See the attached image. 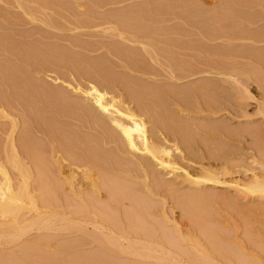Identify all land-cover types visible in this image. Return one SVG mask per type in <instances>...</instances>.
I'll return each instance as SVG.
<instances>
[{
	"label": "bare ground",
	"instance_id": "1",
	"mask_svg": "<svg viewBox=\"0 0 264 264\" xmlns=\"http://www.w3.org/2000/svg\"><path fill=\"white\" fill-rule=\"evenodd\" d=\"M45 1L47 3V0H0V133H1L0 134V264H22V263L27 264V262H29V263L43 262V263H50V264L54 263L55 264V261L60 262V261H63L64 259L65 260L63 262L66 263V262H68V260L71 259V257H70L71 253H70L69 248L71 249V247L74 244H76V248H80V250L82 248H84L85 246H89L90 248H92L94 250L97 249V252H95V253H93V252H91L90 254L87 253L88 255L85 253V255L77 256V258L73 257L79 261V264H81V262H82V264L85 262H87L85 264H88V263H90V264H100V263L101 264H218L217 261L213 260L214 256H212V257L207 256L205 251H204V253L202 252L203 250H205L203 248V246H200L202 244V242L200 243L199 241H197V239H194L195 237L194 238L191 237V239L193 240L192 243L195 242V240H196V243H195L196 245L194 243L193 244L195 246H198L197 247L198 249L197 248L194 249L195 246L194 247L192 246L193 248L190 246V248H189L188 245H191V244H188L187 246H185L187 244L186 243L184 245L185 247H183L184 251H185V255H182V254H184V253H182V252H184L183 248H182L183 245H181V247H180L179 244L185 243V242L183 243L185 235H183V237H184L183 238L182 235H180L178 230H175L174 235H173L172 232H170L171 229H169L167 227L168 226L167 224H166L167 225L166 227L168 229L164 226L168 230V231H166L162 225V224L166 223V222H163V219H162L163 223L161 222L162 224H156L159 222L158 221L159 219L155 220L154 217H152V215H151V217L154 219V221L152 220V218L149 219V217H150L149 211H151V214H152V210H150V209H153L152 207L154 205L150 208V206L148 204L151 203V200H150V203H148V202L143 201L142 198H140V195L142 196V194H143V196H146L145 194H147L145 192L142 193L145 189L143 190V189L139 188L140 186L143 187L145 184L143 183V185H142V183H140V182H139V184H137V182H135L134 179L139 178V177H136L135 173L133 171H131L130 174L128 173L129 170H127V169H130L128 167L130 165L127 166L126 163L123 162L124 160H122V158H121L122 154L127 153V152L128 153L129 152H132V153L138 152V153L144 155L146 157L145 160L142 159V160H139L137 162H134V161H132V162H134L133 164L135 165L134 170H136V172L140 171L144 180H148L149 182L151 180V183L152 182L154 183V184L153 183L151 184L148 182L147 185L149 187L144 186V188L146 187V189H147L145 191H148V188L152 189V187L153 188L155 187L154 189L156 190V188L160 187L159 189L163 190L164 192H166V191L168 192L167 196L170 194L173 195L174 196L173 199L176 198V199H174V201L178 202L179 201L178 199H180L179 196H183V194L178 196L176 193L177 191L175 190V187L173 184H165V181L162 179V177H160V174H158L156 167H155V166H157L162 170H166L168 168H170L172 170L177 169V167L175 168L176 164L170 159L171 158L170 157V151L171 150L167 149V146L164 147L163 145L160 146L157 144V146H154L153 145V141H154L153 139H155L154 138L155 136L153 134L161 132L162 134L166 135L168 138H170L174 142L176 141L177 144H179V142H180L181 143L180 147H182V152L186 151V153L191 154L193 151V146L198 144V142H195V138H194L195 133L192 134L193 130H191L189 128L190 124H189V126L185 125L183 122H180L182 120L179 121L180 118L178 119V117L175 116L176 114H171L172 110L170 111L171 113L169 112V109H167L168 111L166 110V107H164V106H166V104L164 103V99L167 100L169 95L170 96L173 95V96H175L174 98H176L177 100L179 98L178 101H180V97H181L182 98V100L180 101V103H181L182 101L185 102V100H186L185 98H187L185 96H189V98H191L192 96L201 97L200 95H202L204 92H209V91H213V90H211L207 85H196V86L191 87L190 89H186L183 91H177L175 93L173 91L171 92L169 90H167L168 92L162 91L161 88H160L161 91H159L157 89L154 90L152 88H148L150 85L148 87L142 86V84L140 85L139 83H138L139 84L138 85L135 81H131L125 75H124L125 77L123 75H121L123 77H120V75H119V77H118V75H116V76L114 74L112 75L111 73H113V72H109V70H111L109 68V66H110L109 64H107V63L105 64V65H108L109 70H107V68L104 69L103 64L105 63L104 61L107 58L105 60L101 61V64L103 65V70H100V69H102V66L100 67L98 65L100 62L99 63L96 62L97 64L94 62L95 66H93L94 65L93 62H92V64L90 62L91 66L89 67L88 62L85 63L88 65L82 64L83 61L85 62V59H84L83 61L81 60L82 62L79 60L81 63H78L76 65V63L79 61H78V59H77V61H75L76 58L74 60H72L71 58H73V57H70V59L72 61L69 59V63L68 62L67 63L72 64V66L76 65L77 67L73 68L72 66L69 65L70 67H72L75 71L78 70V74H80V75H83L89 79L92 78V80H93V78L97 80V85H96V83H95V85H90V87H88L86 90H81L79 88H76V90L73 89V90H75V93L78 92V94H80L84 98V100H82L80 102L76 101V103L74 101L71 103V101L68 102L69 100L65 94L58 93V92L56 93V92H53L52 90L48 91L47 89H45V85H43L44 88H41V87L39 88V86H37V85H40V84H37V83L33 84L36 87L31 86V84L29 82L31 79V76H30L31 73H29L30 70H28L29 72H25V73H27L25 75H28V77L26 76V78L29 79V76H30V79L28 81L22 76L24 78L23 79L21 77V75H19V73H18L19 71L17 72L16 69H13L10 64L13 65V63H16V64H18V66H19V64L20 65L24 64L25 66H27V68L29 67L28 65H32V68H33L34 62H36L37 59H38V61H39V59L43 60L44 64H45L46 59L44 60V58H46V57H45V53H44L45 51H43L44 47L42 46L43 50L38 48L41 45H37V44H35L37 46V48L35 46H34L35 48L34 47L30 48L31 45H29V47H27V46H25V44L23 45L22 42H21L22 43L21 44V43H19L20 41H16V38L18 36L15 38L13 34H12L13 36H11V34L9 36V35H7V33L5 35V34H3V32H1V30L7 29V28L9 29L11 27L21 26L22 24L23 25L26 24V26H28V24L30 25L31 23H38V24L42 25L45 23H47V24L51 23L52 20L55 22L56 20L50 19L51 17H49L47 11H49L50 9H52L51 11H55L56 9L53 10V8H50L51 5L49 4L50 6H48L45 3ZM48 1L51 4L53 1L57 2L58 5L55 4V5H57L55 8L58 9V10H56V12L57 11L58 12L57 13L54 12V13L56 16L61 14V12L63 11V10L62 11L60 10V9H62L61 6L63 5V4L61 5V3H59V2H61V0H59V1L48 0ZM74 1H76V0H73V2ZM167 1L171 2V0H167ZM54 2H53V5H54ZM63 2H64V0H62V3ZM190 2L192 3V1H190ZM152 3L150 5H152ZM156 3H158V2H156ZM59 4H60V8H58ZM87 4H88V2H87ZM155 4H153L152 6H150L148 4V6H144V7L143 6L142 7L137 6V8L121 10L119 12V15H116V14L112 15L111 14V17H106V18L103 17V20L105 18V21H106V22L104 21L105 23L103 22V24L104 25H106V23L108 24L107 29L110 31V34H108L109 38L111 39V41L112 40L114 41V42L112 41L113 43H115L116 40H118L117 42L120 43V44H117V42H116L115 44H113V46H111L112 45V42H111V43H109L110 46H108L109 44L107 45L108 49L110 48L109 51H111L115 55V57H118L120 59V61H122L123 68H126L127 70L129 69L132 71H139V72H146L147 71V68L145 67L146 65H145L144 58H143V61H144L143 63L145 65L144 66L145 68L141 67V66H143L142 65L143 63L141 64V66H139L140 64H137L138 59H142V58H140L142 55L140 56V53L139 54L136 53L134 49L129 47L130 44H132V45L139 44L143 48V46L144 47L149 46V44H151V42H152V44L156 45V43H159L161 41L164 43L166 42L165 44L163 43L162 46L164 48L167 47L169 49L172 47L171 46L172 44L171 45L169 44L171 47L166 46L167 42L168 43L174 42L173 45L177 46V50L179 48H180L179 50H181V48H183L182 50H184V48H186V47L188 48L189 46L188 45L184 46V44L181 43L182 40H184L185 38L187 39L188 36L191 37L190 34L195 35V34L191 33L192 31L190 32V30H186V31H189L190 33L189 32L186 33V32L182 31L184 35L181 34L180 28L182 26L180 27V25L184 24V25L188 26V24H185V23H189V25H192L191 23H193V26L199 27V28H193V29L196 31L198 30L197 32H199L200 31L199 29H201L200 34H201V32H203L201 36H205L206 38L205 37L204 38L207 40L213 39L211 37H214V36L218 37V36H216L217 32H222L221 30L223 28L221 29V27H219L221 29L220 31L218 29H216L217 31L212 30V29H214L213 26L214 25L217 26L216 23L218 24V19H215V18H218V17L220 18V15H221L220 14L218 16L217 15L218 13L215 14L214 11H216V10L213 11V14H212V11L210 13L212 15L215 14L214 16H216V17H214L212 15H206L207 13L209 14L210 11L207 13L205 11H203V13H202L200 10L197 9V12H196L195 8H197V7H195V8H192L191 6L185 7V5L183 4L184 10L183 9L181 10L183 12V14H181V12H178L179 13L178 17L176 16L177 17L176 19L178 21H179V19H181L183 21V23H181L179 25V27H178V25L177 26L171 25L170 26L171 29L168 27H166V29L164 28V32H166V30H167V32L165 34L168 37L171 35H176V33L180 32L178 34H180L181 36L180 35L178 36V34L176 35L179 37L178 39H180V40H177L176 38H174V40H173V39H170L171 37L167 38V37L163 36L165 39H161L159 41L158 36H161V34L157 35L158 32H156V30L154 28V25L156 26V23L159 22L157 16L161 17V16H164V14L166 15L167 13L168 14L172 13L173 10H175V9L172 10L171 9L172 6H169V5L163 7V6H161L162 4L160 6L158 4H157L158 6ZM168 4H170V3H168ZM227 4L231 5L230 7H232L231 9H233V10L230 11V14H228L227 12H229V10H227V8L230 9L229 6L227 8H225L226 10H224L223 12H221L223 10V9H221L220 13H222L223 18L221 17L219 19V22L223 25L222 21H220V20H223V19L225 20V18H227V19L232 18V20L234 19L235 20V21H233L234 23L237 20H242V21H237V22H240V23L242 22L241 24H244V22L246 21L245 27H246V23H247L248 29H246L243 25V27L245 28V31L242 32L241 31L242 27L240 26L241 24H238V27H240L238 29H240V30H238L237 34L235 32H232V31L230 32V30H232L234 27L233 25H235L232 22L231 23L232 29H230V30L227 29V30H229V32H227L226 25H225V30L227 33L226 32L225 33L222 32V33H224V35L227 34V38H228V33H230V34L233 33L234 35L236 34L237 36H238V34L241 33L244 35V37H243V35L241 36V34H240V36L242 38L240 36H238V38H237L235 35V37L238 40H242V39L244 40L245 39L246 41H252L253 43H255V42L259 43V41H261L264 44V26L263 27L261 26L262 27L261 30L259 29V28H261L259 26L260 22H262V20H264V19H260L262 17L261 16V17H258L259 19H257L259 21L255 20L256 17L258 16L257 12L264 14V0H227L226 6H227ZM53 5H52V7H54ZM88 5H90V3ZM172 5L174 7V4H172ZM94 6H90V7H94ZM181 6H179L180 9H181ZM192 6H194V5H192ZM187 7L188 8L191 7V8L187 9ZM64 8H66V6H64ZM179 8H176V9H179ZM241 9L242 10L245 9V11L244 10L242 11ZM247 9H251V10L254 9L253 11L254 12L256 11L255 12L256 14L253 13V11H252V14L253 15L255 14V16H252V14L250 13L251 10L248 13L246 11ZM70 10H71V8H70ZM70 10L67 11L65 9V11H67L68 13ZM84 10L86 11V9H84ZM71 11H73V10H71ZM195 12L197 15L200 14L201 16H202V14L203 15L205 14V16H206V18L204 17L205 20L206 19L210 20V18H211L210 22L211 23L215 22V24L209 25L210 24L209 20L205 21L202 18H201L202 19L201 21H196V19H195V21H196L195 22L194 20L191 19L193 17V15H196ZM224 12H226L227 14H224ZM241 12L242 13L247 12L248 16L250 14L251 15L249 17H247L245 15L246 19H245V17L242 19H238V18H241V16H244V14L242 15ZM68 13H65V14H68ZM81 13H79V14H81ZM116 13L118 14V11ZM184 13H185V15H184ZM84 14H85V12L83 13V15ZM88 14H91V13L89 12ZM175 14L177 15V13H175ZM74 15H75V13H74ZM60 16L61 15H59L58 17H60ZM75 16H78V15H75ZM75 16L73 18H75ZM181 16H183V17H181ZM211 16L213 17L214 21L212 20ZM94 17H95V15H94ZM167 17H170V16H167ZM179 17H181V18H179ZM236 17H238V18H236ZM85 18H88V17H85ZM162 18H164V17H162ZM162 18H159L160 22H161ZM60 19H61V17H60ZM90 19H91V17H90ZM95 19H96V17H95ZM173 19H174V17H173ZM84 20L85 19L83 18V20H81V21H84ZM96 20H98V19H96ZM174 20H172V21H174ZM181 20H180V22H182ZM215 20H217V21H215ZM61 21H64V20H61ZM91 21H89V19H86L85 22L92 23ZM169 21L172 22L171 20H169ZM192 21H194V22H192ZM207 21L209 22V24ZM228 21H229V19H228ZM58 22H59V20H58ZM162 22H163V20H162ZM229 22H231V21H229ZM89 23H87V24H89ZM87 24L85 25V23H84V26H87ZM160 24H162V23H160ZM256 24H258L257 26H259V27L254 28V30H256V32H254V30H252L253 28H249V27H252L253 25H256ZM81 26H82V23L79 27L81 28ZM193 26H189V27H193ZM228 26H230V25H228ZM236 26H237V24H236ZM257 26H254V27H257ZM173 27L174 28L177 27L176 33H175V29L174 30L172 29ZM210 27H212V29H210ZM215 28H217V27H215ZM244 28H242V30H244ZM55 29H57V28H55ZM160 29H162V28H160ZM169 29L171 31H169ZM234 29H233V31H234ZM249 29L252 30V31L250 30V34L248 32H246ZM182 30H184V28ZM203 30L205 31L206 35H203L204 34ZM172 31L174 32V34ZM235 31H236V29H235ZM168 32L169 33L172 32V33L168 35ZM212 32L214 33V36L208 35V37H207V34H210ZM244 32H246L248 34H244ZM185 33L186 34L189 33L188 36ZM194 33H195V31H194ZM222 33H220V34H222ZM165 34H163V35H165ZM230 34H229V38L234 37L233 34H232V36ZM185 35L187 37L183 38L182 36H185ZM128 36H130V37H128ZM156 36H157V39H156ZM196 36H198V35H196ZM173 37H175V36H173ZM235 37L231 38V39H235ZM149 38L151 40L154 39V42H155V40L157 42H155V43L153 41L150 42V40L149 41L146 40V42L143 41V39H149ZM227 38H226V40H227ZM23 39H22V41H23ZM231 39H228V40H231ZM171 40H173V41L171 42ZM213 40H215V39H213ZM216 40H217V38H216ZM124 41L127 42L129 46H127V43H124ZM175 41H179V42H175ZM177 43H178V45H177ZM180 43H181V46H180ZM116 44L119 46H116ZM152 44L150 46H152L153 49L155 47H156V49L158 48V45L153 46ZM197 44H198V46L200 44L203 45L204 42H201V43L198 42ZM231 44L228 43L227 45H225L226 48H225V46L224 47L222 46L225 49H223L221 47V49L219 48L220 50H218V49H215L216 51L214 49L213 50L216 53L221 51V53H225V54L230 53L231 54L236 49L235 46L238 45L237 44L234 46L233 44L232 45ZM160 45H161V43H160ZM195 45H196V43H195ZM195 45H193L194 47L192 46L194 49H196ZM202 45L200 48L197 46L196 47L201 50V48H203ZM228 45H230L231 47L233 46L234 48L232 47L233 49H231L230 46H228ZM175 46H173V49L171 48V50H170V51H173V52H171L172 54L175 52L174 51ZM227 46H228V48H227ZM242 46H243V48H242V52L240 51L241 53H251L252 55H254L253 53L256 52V49H257V53H259V54L254 55V56L251 55V58L253 60H254L253 57H255L256 62L254 61V63H256V64L259 63L258 64L259 67L256 66V71H254L255 69L253 70L251 68L253 70V72L257 73V71H259L257 68L260 69V67H261V69H262V67H264V46L258 47V48L255 47L254 51L252 49L254 47L250 46L252 51L249 48L247 50V52H245V51H246V48H248L247 47L248 45L247 46L242 45ZM242 46L240 45L238 47H242ZM244 46H245V48H244ZM192 47L191 48L189 47V49L192 50L193 49ZM133 50H134V53H133ZM203 50H204V48H203ZM258 50H260V52H258ZM109 51L107 52V54L109 53ZM210 51L208 50V52H210ZM236 51H234L233 54L237 53ZM135 53L138 55H136ZM52 54H54V53L52 52ZM134 54L136 55L135 57H134ZM168 54H170V52ZM56 55L57 54L55 53V56ZM58 55H60L59 57H61V58L64 57L63 55H62L63 56L62 57L61 54H58ZM58 55H57V57H58ZM153 55H154V53L152 54V56ZM176 55H178V54H176ZM55 56L51 55V58H53V59L55 58L54 60H56V62H55L56 64L59 61H60L59 64L63 63L62 59L59 58L60 59L59 60ZM137 57H139V58H137ZM148 57L151 58V56H148ZM153 57H155V56H153ZM182 57H184V56H182ZM66 58L67 57L63 58V60ZM188 58H190V56ZM53 59H51L50 62L53 61V63H54ZM151 60H153V59L151 58ZM151 60H149V61H151ZM188 60L191 61L192 59H188ZM43 61L41 63H43ZM139 62H141V60ZM192 62H193V60H192ZM201 62H202V60H201ZM36 63H38V62H36ZM46 63H48V62H46ZM53 63H51V64L54 66L55 64H53ZM64 63H65V60H64ZM184 63H187V62L184 61ZM215 63H217V61L216 62L212 61L211 64H215ZM219 63H222V61H220ZM219 63H217V64L220 65ZM237 63L240 64V62H237ZM44 64H41V65H44ZM164 64L165 63H163L161 65H164ZM189 64L190 63L188 62L187 63L188 66H186V67H189ZM227 64L228 63H226V65ZM24 65H22V66H24ZM81 65H83L82 69L80 68ZM84 65H85V67H84ZM185 65L183 64V66H181V67L183 68ZM197 65H198V63H197ZM224 65L225 64L223 62V67H220V66H222V65H220L219 66L220 68L218 66H217L218 68H215V69L219 70V72H217V71L215 72V73H217L216 75H219L220 77H222L221 79H219L220 81H222L221 83H223V84L225 83V84L229 85L228 91L230 93H232L235 101L236 100H250L251 97L249 95V91L246 87L242 86V83L240 82V78L242 75L245 76L246 80L253 77L252 72H251V74H249L250 73L249 70H251V69L248 68L249 70L247 69L244 72L245 65H243V68L242 67L240 68V70L243 72H239L237 66L234 65V66H236L237 70L236 71H230L229 69H231V66H233V65L232 64H231V66L228 65L229 67L224 66ZM22 66H20V68ZM36 66H38V64ZM44 66H46V65H44ZM86 66H87V68H86ZM97 66H99L98 67L99 70H97V68L96 69L93 68V67H97ZM111 66H113V65H111ZM149 66H148V68H149ZM178 66H180V65H178ZM15 67L17 68V66H15ZM164 67H166V66H164ZM170 67H172V66H170ZM213 67H215V66H213ZM233 67H232V69H234ZM30 68H31V66H30ZM30 68H28V69H30ZM176 68H177V65H176ZM182 68H179L180 72L186 73V74L189 73L188 71H190V70H188V68L184 67V69H187V70H184V69L182 70ZM79 69H81V70H79ZM150 69H151V67H150ZM164 69L166 70V68H164ZM189 69H191V68H189ZM32 70H34V69H32ZM167 70H168V68H167ZM169 70L170 71L167 72L168 79H166V80L177 79L178 76H176L174 71H176L178 69L175 70V68H174L173 69L174 71H172L171 69H169ZM200 70H202V69H200ZM261 71L264 72V69H262ZM259 74H260V76H262L260 72H259ZM259 74L254 75V77L259 78L260 77V76H258ZM139 75H140V73H139ZM158 75H159V72H158ZM244 76H243V78H244ZM263 77H264V75H263ZM157 78H159V77L157 76ZM163 79H165V78H163ZM31 80H33V79H31ZM159 80H160V78H159ZM263 80H264V78L262 79V81H260L259 79L258 80L255 79L256 82L260 81L261 84H259V85H262V84L264 85ZM95 81L93 80L91 82L94 83ZM113 81H115V83L118 82V85L120 84L121 87H123V90L126 91V92L124 91V94H127V95H125L126 98L123 99L124 101H122V102H126L125 105L127 103L129 105L132 104L133 105L132 108H129L128 106H123L124 105L123 103H122L123 105L119 104L120 100H119V102H117V101H115L116 99L114 100V98L113 99L110 98L109 100L106 98L105 87H108L107 86L108 84H113L114 83ZM107 82H108V84H107ZM110 82H112V83H110ZM47 87L48 86H46V88ZM261 88H264V86ZM39 89H41V90H39ZM165 94H167V95H165ZM226 94L229 95V93H226ZM164 96H166V97L168 96V97L164 98ZM217 96H219V95H217ZM170 98H173V97L171 96ZM85 99L91 101L92 104L89 105V102L86 103L87 100H85ZM219 99H221V98H219ZM261 102H262V100H261ZM214 104H216V103H214ZM217 104H219V103H217ZM258 104H259V102H258ZM263 104L262 105L260 104L257 107V109H256L257 114H255V116L261 115L262 116V121H261L262 123L261 124L264 125V105ZM212 105L213 104H211V106ZM211 106H209V107H211ZM70 107H72V108H70ZM74 107L76 109H74ZM216 107H218V106H216ZM65 108L66 109L68 108L70 111L71 110H73V111L77 110L76 112H78V115L76 114V117L72 116L73 112L70 113L69 110H66ZM181 108H182V106H181ZM181 108L179 107L180 110H181ZM205 111H206V109H205ZM76 112H74L73 114H75ZM207 112L210 113V115L208 114V116H211V115L216 116V113H218V110L215 107L207 108ZM63 117L64 118L65 117L66 118L67 117L68 118H78L80 121V124H82L84 122L86 127L88 126L90 128V130L92 129L94 131V133H97V134L94 137H90V138L86 137L85 135H84L85 137L82 138L83 135L81 136V134H80V136H81V138H80V137H78V135H76L77 134L76 129H75L76 130L75 131L72 128L73 129L72 132L73 133L75 132L76 134L69 132V131H71V129H70V127L66 128L68 126V124L66 126L64 125L65 122L62 121L63 119L61 120V118H63ZM78 119H77V121H78ZM249 119H250V117H249ZM61 121L63 124L61 123ZM146 123L150 125V127H149L150 132L147 131V126H145ZM64 126H65V128H64ZM206 126L207 125H205V127ZM224 126L225 125H222V123H221V124L212 125L210 127H206V129H204L205 132L203 130V133H205V135L203 133H201L199 135H203V138H204V136L209 137L207 135H218L219 136L218 138L223 137L226 139L227 143L224 140V142L226 144H228V142H230V143H232V142L235 143V141L240 142L239 138H242L245 134L248 135L246 137H251V141H252V139H255V138L256 139L259 138L260 140L264 141V132L262 131V129L261 130L259 129V128H262V125L259 128L258 127L253 128L254 127L253 126V127H250V129L245 127L246 129H243V130L237 129V130H233V131L232 130L229 131L230 129H228V128L226 129ZM192 128H193V126H192ZM64 129L65 130L68 129L69 133H65L66 131ZM263 130H264V128H263ZM193 135H194V137H193ZM243 139H245V138H243ZM248 139H250V138H248ZM209 140H211V139H208L207 141H209ZM106 142L110 143V145L111 144L113 145L114 151H109V153L107 151H105L106 154L103 153L104 150H102L103 148H101V147H103V145H105ZM260 143L262 145L261 141H260ZM203 144H204V142H203ZM211 145H213V144H211ZM197 147L198 146H196V148ZM256 147H257V145H256ZM183 149H185V150H183ZM210 149L213 150V148H210ZM215 149H216V147H215ZM176 150H178L177 147H176ZM213 151L216 152L215 150H213ZM202 154H204V153L202 152ZM217 154L218 153L211 154L210 152H208L206 155L205 154L203 156L201 155L202 157H196V159H195V157L193 158V159H195L196 165L199 166L198 167L199 178H198V176H195V175H194V177H195L194 178L191 176L192 174L190 175V173H188L186 170H182L181 176L183 177V181L189 185V186L187 185L189 188L188 190L192 191V193L186 192L187 194L191 193V194H189L190 196L186 195V193L184 192V196L181 198L183 200V198L185 196H188V197H185V199L183 200L184 202H186L187 201L186 198L192 197V199H190L191 200L190 203H189L190 200H188V202L182 206L183 208H181V212L184 210V213L182 212V214L185 215L186 219H189L192 216L196 217L197 215H202V216H197V218L199 217V219H200V217H201L203 220L204 219L203 215H207L208 211L210 212V210L206 211L205 207H207V209H210L209 208L210 206L208 207V205H206L207 204L206 202H205L206 206H204L203 205L204 200L205 199L213 200L212 198L214 197V199H215V197L217 195V194L211 193V192L207 193V191L204 192L203 187L206 189L207 187L213 188V187H220V186H224V185H229V187L233 189V191L231 190L233 193L231 196H228V195H227V197L225 196V199L222 197V194H220L221 196H218L219 195L218 194L217 199H219V197L220 198L222 197V199H223L222 201L224 203H225L224 200H226L228 202V203H226V205L228 204L227 206H232L231 208H235L236 211H239L241 214H243V212L246 211V207L243 206L244 204H241L239 201L246 200L249 196H251V199L248 198V200H250L251 202H258L259 204L257 206L254 205L255 207H250V212L252 211V212H258L259 214L260 213L264 214V176L252 174V177L249 178V181L246 183H243V184L238 179H236L234 181L231 180V181L227 182L226 178L237 173L235 170L236 165L234 163L236 162V160L240 159V157H238V159H237V157H230V154H232L233 156H236V154L232 153V152L226 154L225 156H218ZM238 156H240V155H238ZM120 158H121L122 162L120 161ZM123 158H125V157H123ZM146 159H149L150 161L146 160ZM191 159H192V157H191ZM65 161H67V165H64ZM151 162L154 164H152ZM193 162H194V160H193ZM127 164H130V163H127ZM81 166L84 169V170L80 171L81 173L79 172L81 179L78 180L76 178V180H75V176L76 177L78 176L77 172ZM131 166L133 167V165H131ZM72 167H74V168L76 167V173L72 171ZM125 167H127V169ZM237 167L240 168V166H237ZM66 168H68V169H66ZM64 169H66V171L68 170V172H66ZM261 169H263V168H261ZM131 170H133V169H131ZM136 181H138V179H136ZM75 182H76V184H74ZM135 183L139 186L138 190H140V191L143 190V191L139 192V194H137L138 191H136V193L134 192L136 190L135 188H137V187H135V188L132 187V186H137ZM130 184H133L130 187H131V189H135V190H133L135 195L133 194L132 190L129 187ZM149 184H151V186ZM194 185L197 188L194 187ZM161 187H163L166 191ZM154 189H153V191L155 192ZM150 191H148V193H150ZM153 191H152V193H153ZM156 192H159V191L157 190ZM153 194H155V193H153ZM153 194H151V197ZM253 194H257V195H255V197H254ZM133 195L137 196V197L139 196V197L135 198ZM146 197H148V196H146ZM139 198L143 202L140 201V203H139L138 202V200H140ZM132 199L135 202V205L137 204L136 206L138 208H140L139 210L137 209L138 211H136L137 212L136 214L128 215L130 212L128 210H131V208H129V209L124 208L125 209L124 213L122 211L123 208H122V210L119 211V209H121V207H124L125 205L129 206L127 204H125L123 206V203L125 200H127V201L129 200L128 204H130V206L133 205L132 201H131ZM181 199H180V202H181ZM193 200H198V202L196 201L197 204H195L196 202ZM136 202H138V203H136ZM180 202L176 203V204L183 203V202H181V203ZM145 203H146V205H145ZM192 203L197 205V206H198V204H200L199 206H201V204H202V206H204V208L202 206L200 208L198 206L197 208H199L200 211H202V212L205 211L204 212L205 214L200 212L196 208V206L194 207V205ZM131 207H133V206H131ZM176 207H178V206L176 205ZM154 208H155V206H154ZM178 208L180 209V206ZM191 209L194 211L191 212ZM126 210H127L128 214L126 213ZM132 210H133L132 213H135V208H132ZM154 212H156V211H153V213ZM209 212H208L209 215L207 217L211 216ZM199 213H202V214H199ZM238 215H240V214H238ZM188 216H191V217H188ZM191 219L194 220L196 218L192 217ZM148 220H150V222L151 221L154 222L155 224L150 223ZM164 220L167 221V219H165V218H164ZM196 221L197 220H195V221L191 220V223H194V222L197 223L198 221L197 222ZM203 222H204V224H203ZM203 222L202 223L198 222L197 224L204 225L203 227L205 230V229H207V227L205 226L207 224V222L205 223L204 220H203ZM192 226H195V224L194 225L192 224ZM210 227H208L209 228L208 229L209 231L207 230L208 233L206 232V230L203 231L202 228H200V230L203 232L204 235L201 234V236L200 235L199 236L202 238L204 237L207 241L206 243L208 245L210 244L208 247L213 249L214 246H211V241L209 242L207 239L209 237H210V239L214 238V241L218 240V239L214 235L215 230L214 231L210 230ZM163 228H164V231H163ZM158 230H160V231H158ZM200 230L198 229L199 233H201ZM71 231L72 232L74 231L77 234L76 243H74V244L72 243L73 245H71V243H68L67 240H66L67 241V243H66V241L64 239L63 241L57 240V242H54L53 246L51 245L52 244L51 241H53L55 237L59 236L63 232L64 233L70 232V234H71ZM211 231H213L214 234ZM158 232H160V233H158ZM209 232H211V234ZM66 234H69V233H65V235ZM207 234L209 236L208 238H206ZM250 234L252 236V232L249 231L248 236ZM210 235L212 237L214 235V237L212 238ZM187 237H188V235H187ZM187 237L185 239H186V241H188L190 243L189 240H191V239H187ZM219 237H221V236H219ZM252 237L254 238L256 236H252ZM251 238L249 240L255 239V238L254 239L253 238L251 239ZM256 238H259V236H257ZM57 239H59V238H57ZM181 240H183V241H181ZM73 241H75V240H73ZM256 241H257V239L254 242L255 246L257 247V249L258 248L261 249V244H259V241H258V243L256 245ZM165 242L167 243V246H169V247L165 248V246H164ZM243 242H240V243H243ZM251 243H252V241H251ZM171 247L173 248V250L179 252L178 254H180V255H178L177 253H173L171 250L168 249ZM186 247L188 249H186ZM199 247H200L201 251L199 250ZM220 247H222V246L220 245ZM263 247H264V245H263ZM234 248H235V246L233 247V249ZM239 248L240 247H238V249ZM166 249H168V250H166ZM180 249H182V251ZM190 249H194V250H191V254H190ZM215 249H214V251H215ZM231 249L232 248H229V250H231ZM238 249L235 248V250H238ZM67 250L69 251L70 256L67 255V257L65 256V258H64L63 255H66V254H64V252L65 251L67 252ZM188 250H189V254H187ZM261 250L264 251V248H262ZM208 251H209V249H208ZM224 251H226V249ZM233 251L234 250H232L231 252H233ZM238 252H240V251L238 250ZM193 253L195 254L194 257L192 256L193 259H188L189 255H193ZM211 253H213V252H211ZM225 253H227V252H225ZM236 253H237V251L235 252V254ZM244 254L241 252L236 254L235 258H236L238 264H248V263L262 264L261 258L257 254L250 253L249 258L251 260H249V261L245 259ZM221 255H225V257L227 256L224 253ZM68 256L70 259H68ZM227 257H231V256H227ZM73 258H72V260H73ZM211 258H213V259H211ZM231 259H234L233 254H232ZM76 260H73L72 263L75 262ZM224 260H228V258H224ZM215 262H217V263H215Z\"/></svg>",
	"mask_w": 264,
	"mask_h": 264
},
{
	"label": "rangeland",
	"instance_id": "2",
	"mask_svg": "<svg viewBox=\"0 0 264 264\" xmlns=\"http://www.w3.org/2000/svg\"><path fill=\"white\" fill-rule=\"evenodd\" d=\"M57 1H59V0H57ZM179 1V2H178ZM190 1H192V3L190 2ZM226 1L227 0H171V2H168L167 0H76V1H74L73 2V0H64V2L62 3V0H61V2H59V3H61V7H62V9H60L61 11V14H59V15H61L60 17H61V19H60V17H58L59 15H55V13H57L56 12V10H58L57 8H55L58 4H57V2H54V5H53V2H52V4L51 3H49V1L47 0V3H46V1H45V3L48 5V6H50L51 5V7L50 8H53V10L54 9H56L55 11H51L52 9H50L49 11H47V13H48V15H49V17H51L50 19L52 20V19H54V20H56L55 22L52 20V22L51 23H45V24H38V23H31L30 25L28 24V26H26V24H22L21 26H17V27H11V28H7V29H2L1 30V32H3V34H5L6 35V33H7V35H9L10 36V34H11V36H13L14 35V37L16 38L17 36V38H16V41H20L19 43H23V45L25 44V46H27V47H29V45H31L30 46V48H32V47H36L37 48V46L35 45V44H37V45H41L40 47H38V48H40V49H42V46L44 47V50L43 51H45L44 53H45V57L46 58H44V60L46 59V61H45V64H44V61L43 60H40L39 59V61H38V59L36 60V62H38V63H36V62H34V65H33V68H32V65H28L29 67L28 68H30V66H31V68L30 69H28L27 68V66H25L24 64H19V66H18V64H16V63H13V65L12 64H10L11 65V67L13 68V69H16L17 70V72L19 73V75H21V77L23 76L26 80H28L29 81V79H30V76H31V79H33V80H31L30 79V84H31V86H35V85H33V84H35V83H37V84H40V85H37V86H39V88L41 87V88H44L43 87V85H45V89H47L48 91L50 90H52L53 92H58V93H63V94H65L66 96H67V98H68V102H70L71 101V103L72 102H74L75 101V103H76V101H82V100H84V98L80 95V94H78V92H76L75 93V90H76V88H79V89H81V90H86L88 87H90V85H95V83H96V85H97V80L96 79H94L93 78V80L95 81L94 83L93 82H91V81H93L92 80V78H87V77H85V76H83V75H80V74H78V70H74L73 68H76L77 66V64L78 63H81L84 59H85V62L83 61V63L82 64H85V63H89V67L91 66V64H92V62H93V66H95V63L97 62V63H99L98 65L101 67L102 66V69H100V70H103V65H104V69L105 68H107V70H109V68L112 70H109V72H113V73H111L112 75L114 74L115 76L116 75H118V77H119V75H120V77H123L124 75L128 78V79H130L131 81H135L137 84L139 83L140 85L142 84V86H146V87H148L149 85V87L148 88H152V89H157V90H159V91H167V90H169V91H173L174 93L175 92H177V91H183V90H186V89H190L191 87H193V86H196V85H207L211 90H213V91H209V92H204L202 95H200L201 97H194V96H192L191 98H189V96H185V97H187V98H185L186 100H185V102H181L180 103V101L182 100V98L180 97V101H178L179 100V98H178V100L176 99V98H174L175 96H173V95H171L173 98H170L171 96L169 95V99L166 97V96H164V98L166 97L167 98V100H165L164 99V103L166 104V106H164V107H166V110L167 109H169V112L171 113V114H176L175 116L176 117H178V119H179V121L180 120H182V121H180V122H183L185 125H188L189 126V124H190V129L191 130H193L192 131V134L193 133H195L194 135H195V137H194V135H193V137L195 138V142H198V144H196V145H194L193 146V151H192V153L189 155L188 153H186V151H183L182 152V147H180V142H179V144H177V142L175 141H173V140H171L170 138H168L166 135H164V134H162L161 132H158V133H154L153 135L155 136L154 138L155 139H153L152 141H153V145L154 146H157V144L158 145H163L164 147H166L167 146V149H169V150H171L170 151V159L176 164L175 165V168L177 167V169H175V170H172V169H170V168H168V169H166V170H162V169H160L159 167H157V166H155L156 167V170H157V172H158V174H160V177H162V179L165 181V184H173L174 185V187H175V190L177 191L176 193H177V195L179 196V195H182L183 194V196H184V192L186 193V192H191L192 193V191L190 190H188L189 188H188V184L187 183H185L184 181H183V177L181 176L182 175V170H186L188 173H190V175L192 176V177H194V175L195 176H198V178H199V172H198V167L199 166H197L196 165V163H195V159H196V157H202L204 154L206 155L208 152H210L211 154H216V153H218L217 155L218 156H225L226 154H228V153H235L236 154V156H233L232 154H230V157H237V159H238V157H240V159H238V160H236V162L234 163L236 166V168H235V170H236V174H234V175H231L230 177H228V178H226V181L227 182H229V181H231V180H236V179H238V180H240V182L243 184V183H246V182H248L249 181V178H251L252 177V174H256V175H262V176H264V141H262V140H260L259 138L258 139H252V141H251V137H246V136H248V135H244L242 138H239V141L240 142H236L235 141V143L234 142H232V143H230V142H228V144H226L227 142H226V139L225 138H218L219 136L218 135H207V136H209V137H206V136H204V138H203V135H199V134H201V133H203V130L204 129H206V127H210V126H212V125H215V124H221L222 123V125H225L224 127L227 129H230L229 131H233V130H237V129H241V130H243V129H246V128H249L250 129V127H253V128H259L261 125H262V128H259L260 130L262 129V131L264 132V130H263V124H261L262 122V116L261 115H256L255 116V114H257V107L261 104H263L264 103V88H261V87H263L262 85H259V84H261L260 83V81H262V79L264 78L263 77V75H264V72L263 71H261L262 69H264V67H262V69H261V67H260V69L259 68H257L259 71H257V73H255V72H253V70L254 71H256V66H258L259 67V63H254V61H255V57H253L254 58V60L251 58V53H241L242 52V48H243V46L242 45H248L247 47L248 48H246V51L245 52H247V50L250 48V50H251V47L250 46H253L254 48H252L253 49V51H254V49H255V47H263L264 46V44L261 42V41H259V43L257 42H255V43H253L252 41H246L245 39L242 41V40H238L237 38H238V36H240V34H238V36L236 35L237 34V32H238V30H240V29H238V28H240V27H238V24H241L240 22H237V21H242V20H237L235 23L233 22V21H235L234 19L232 20V18H228L229 19V21H231V22H229L228 21V19L227 18H225V20L223 19V20H220V21H222V23H223V25L219 22V19L223 16L222 15V13H220V11H221V9H223L221 12H223L224 10H226L225 8H227L228 6L230 7L231 5H229V4H227V6H226ZM71 2V3H70ZM78 2V3H77ZM87 2H88V4L90 3V5H88L87 4ZM93 2V3H92ZM153 2V3H152ZM156 2H158V3H156ZM160 2V3H159ZM174 2V3H173ZM152 3V5L153 4H155V5H161V6H167V5H169V6H172V10L173 9H175V10H173V12L172 13H167L166 15L164 14V16H157V18H158V20H159V22L158 23H156V26L154 25V28H155V30H156V32H158V34L157 35H159V34H161V36H158L159 38H158V40L160 41L161 39H165L164 37H167V38H169V37H171L170 39H173L174 40V38H176L177 40H180V39H178L179 37V35L180 34H178V33H180V32H178V33H176L177 32V30H176V28H172L173 30L175 29V33H176V35L178 34V36H176V35H171V36H166V32H167V30H166V32H164V28L166 29V27H168V28H170L171 29V25L172 26H174V25H178V27H179V25L181 24V23H183V21L181 20V19H179V21L176 19L177 17H178V12H181V14H183V12L181 11L182 9L184 10V7H183V4L185 5V7L186 6H191L192 8H195V7H197V8H195L196 9V12H197V9L198 10H200L202 13H203V11H205L206 13L207 12H209V14L207 13L206 15H212L213 14V11L214 10H216V11H214V13L216 14V13H218L217 15L219 16L220 14V18L218 17V18H215V19H218V24L216 23V25L217 26H213V28L214 29H212V27H210V29H212V30H215V31H217L216 29H218L219 31L221 30L222 32H226V30L227 29H232V27H231V23L233 22V24H235V25H233L234 27H233V29L235 28L236 29V31H235V29H234V31H233V29L232 30H230V32L232 31V32H235L236 34V37H235V35H234V37H235V39H231V38H234V37H230L229 38V34L230 33H228V38H227V34H225L224 35V33H222V32H217V35L216 36H218V37H215L214 36V33L212 34V33H210V34H207V37H208V35L209 36H214V37H211V38H213V39H215V40H213V39H209V40H207V39H205L206 37L205 36H201L202 35V33L203 32H201V34H200V31H201V29H199L200 31L199 32H197L196 30H194L193 28H199V27H196V26H193V23H191L192 25H189V23H185V24H188V26L187 25H184V24H181L180 25V27L182 26L183 28H184V30H182L183 28L181 27L179 30L181 31V34L182 35H184L183 34V32H189V31H186V30H190V32L191 33H193V34H195V35H192V34H190L191 35V37H189L188 36V34L190 33H188V34H186L185 36H182L183 38L184 37H187V39L185 38L184 40H182V42L181 43H183L184 44V46L186 45H188L190 48L193 46V45H195V43H196V45H195V48L196 49H194L193 47V49L191 50V49H189V47L187 48H184V50H182L183 48H181V50H177V46H175V45H173L174 44V42L173 43H168L167 42V45L166 46H169V47H171L172 49H173V46H175V48H174V53L172 54L171 52H173V51H170L171 50V48H164L162 45H163V43L164 42H159V43H156V45L155 44H152V42L151 41H153L154 42V39H143V41H145L146 42V40H150V42H151V44L153 45V46H157L158 45V48L156 49V47L153 49L152 48V46H150L151 44H149V46H143V48H142V46L141 45H139V44H134V45H132V44H130V46L128 45V43L127 42H125L124 41V43H127V46H129V47H131L132 49H134L135 50V52L136 53H140V58H142V59H138V61H137V64H140L139 66H141V64L145 61V65H144V63L142 64L143 66H141V67H146L147 68V71L146 72H139V71H132V70H127L126 68H123V63H122V61H120V59L118 58V57H115V55L111 52V51H109V49H108V46H110V44L109 43H111L112 41H111V39L109 38V35L108 34H110V31L107 29V23H106V25H104L103 24V22L105 21V18L106 17H111V14L112 15H114V14H116V15H119V12L121 11V10H127V9H131V8H137V6H139V7H144V6H148V4L150 5ZM168 3H170V4H168ZM50 4V5H49ZM55 4H57V5H55ZM83 4V5H82ZM93 4V5H92ZM172 4H174V7H173V5ZM176 4V5H175ZM52 5L54 6V7H52ZM80 5V6H79ZM85 5V6H84ZM95 5V6H94ZM152 5H150V6H152ZM154 5V6H155ZM157 5V6H158ZM182 5V6H181ZM192 5H194V6H192ZM64 6H66V8H64ZM90 6H94V7H90ZM179 6H181V9L179 8ZM83 7V8H82ZM179 8V9H176V8ZM183 7V8H182ZM190 7V8H191ZM58 8H60V4H59V7ZM70 8H71V10H73V11H71L70 10ZM73 8V9H72ZM95 8V9H94ZM190 8H188L187 7V9H190ZM232 7H230V9H228L227 8V10H229V12H227L228 14H230V11H232L233 9H231ZM65 9L68 11V10H70L69 11V13L67 12V11H65ZM84 9H86V11L84 10ZM89 10V11H88ZM180 10V11H179ZM242 10V9H241ZM244 11H245V9H243ZM242 10V11H243ZM251 9H247L246 11L249 13V11H250ZM254 9H252L251 10V14H252V11H253ZM79 11V12H78ZM85 12V14L83 15V13ZM118 11V14L116 13ZM211 11H212V14H210L211 13ZM55 12V13H54ZM59 12V13H60ZM82 12V13H81ZM91 13V14H88V13ZM196 12H195V14H196ZM200 12V13H201ZM247 12H241L242 13V15L244 14V16H241V18H238V17H236V18H238V19H242V18H244L245 17V15L247 16V17H249L248 16V14H247ZM256 12V11H255ZM254 11H253V13H255ZM54 13V14H53ZM65 13H68V14H65ZM74 13H75V15H78V16H75L74 15ZM79 13H81V14H79ZM174 13V14H173ZM175 13H177V15L175 14ZM188 13V12H187ZM199 13V12H198ZM201 13V14H202ZM226 12H224V14H227ZM246 13V14H245ZM75 16V18H73L74 16ZM194 14V13H193ZM214 14V15H215ZM256 14V13H255ZM255 14L253 15L252 14V16H255ZM257 14H258V16L256 17V21H259V20H257V19H259L258 17H261L260 19H264V14L263 13H260V12H257ZM51 15V16H50ZM63 15V16H62ZM83 15V16H82ZM87 15V16H86ZM94 15H95V17H96V19H98V20H96L95 19V17H94ZM184 15H185V13H184ZM183 15V16H184ZM197 15V14H196ZM196 15H193V17L191 18L192 20H194L195 21V19H196V21H201L202 19L203 20H205V18H206V16H205V14L203 15L202 14V16L200 15V14H198L197 16ZM214 15H212V16H214ZM260 15V16H259ZM67 16V17H66ZM167 16H170V17H167ZM174 17V19H173V17ZM177 16V17H176ZM183 16H181V17H183ZM211 16V17H212ZM58 17V18H57ZM63 17V18H62ZM80 17V18H79ZM85 17H88V18H85ZM90 17H91V19H90ZM103 17H105L104 18V20H103ZM162 17H164V18H162ZM181 17H179V18H181ZM196 17V18H195ZM205 17V18H204ZM208 17V16H207ZM214 17H216V16H214ZM56 18V19H55ZM83 18L85 19L84 21H81V20H83ZM93 18V19H92ZM159 18H162L161 19V22H160V19ZM166 18V19H165ZM202 18V19H201ZM223 18V17H222ZM59 20V22H58V20ZM73 19V20H72ZM81 19V20H80ZM86 19H89V21H91L92 23H89V22H85L86 21ZM245 19H246V17H245ZM61 20H64V21H61ZM76 20V21H75ZM162 20H163V22H162ZM165 20V21H164ZM169 20H174V21H172V22H170ZM177 20V21H176ZM180 20L182 21V22H180ZM206 20H209V19H206ZM205 20V21H206ZM210 20H211V18H210ZM210 20H209V22H210ZM212 20L214 21V19H213V17H212ZM244 20V19H243ZM194 21H192V22H194ZM195 21V22H196ZM212 21V22H213ZM215 21H217V20H215ZM224 21V22H223ZM261 21V20H260ZM62 22V23H61ZM106 22V21H105ZM104 22V23H105ZM179 22V23H178ZM208 22V21H207ZM209 22H208V24H209ZM228 22V23H227ZM246 22V21H245ZM245 22H244V24H241L240 26L242 27V28H244L245 27ZM59 23V24H58ZM70 23V24H69ZM81 23H82V26H81V28L79 27L80 25H81ZM84 23H85V25L87 24V23H89V24H87V26H84ZM94 23V24H93ZM160 23H162V24H160ZM164 23V24H163ZM167 23V24H166ZM220 23V24H219ZM230 23V24H229ZM259 23V22H258ZM61 24V25H60ZM63 24V25H62ZM72 24V25H71ZM92 24V25H91ZM99 24V25H98ZM213 24H215V22L214 23H211L210 22V24L209 25H213ZM230 25V26H228V25ZM236 24H237V26H236ZM78 25V26H77ZM221 25V26H220ZM225 25H226V30H225ZM243 25H244V27H243ZM258 24H256V25H253L252 27H249V28H253L252 30H254V28H258L259 26L261 27H263L264 26V20H262V22H260V25L259 26H257ZM26 26V27H25ZM159 26V27H158ZM164 26V27H163ZM186 26V27H185ZM189 26H193V27H189ZM224 26V27H223ZM228 26V27H227ZM254 26H257V27H254ZM76 27V28H75ZM215 27H217V28H215ZM219 27H221V29L219 28ZM237 27V28H236ZM248 27V24L246 23V29H248L247 28ZM262 27L261 28H259L260 30L262 29ZM52 28V29H51ZM55 28H57V29H55ZM69 28V29H68ZM86 28V29H85ZM153 28V29H154ZM160 28H162V29H160ZM191 28V29H190ZM242 28H241V31L243 32V31H245V28H244V30H242ZM14 29V30H13ZM62 29V30H61ZM68 29V30H67ZM151 29V28H150ZM169 29V31H171ZM8 30V31H7ZM18 30V31H17ZM85 30V31H84ZM211 30V31H212ZM229 30H227V32H229ZM250 30L251 29H249L248 31H246V32H248L249 34H250ZM251 30V31H252ZM183 31V32H182ZM194 31H195V33H194ZM204 31V30H203ZM240 31V32H241ZM11 32V33H10ZM105 32V33H104ZM173 32V31H172ZM171 32V33H172ZM226 32V33H227ZM246 32H244V34H248V33H246ZM254 32H256V30H254ZM171 33H169L168 32V35L169 34H171ZM219 33V34H218ZM220 33H222V34H220ZM253 33V32H252ZM13 34V35H12ZM163 34H165V35H163ZM173 34H174V32H173ZM232 34H230L231 36H232ZM25 35V36H24ZM30 37H29V36ZM127 35V34H126ZM196 35H200L199 37L198 36H196ZM203 35H206L205 34V31H204V34ZM243 34H241V36H242ZM131 36V35H130ZM130 36H128V37H130ZM164 36V37H163ZM173 36H175V37H173ZM181 36V35H180ZM240 36V37H241ZM21 37V38H20ZM28 37V38H27ZM106 37V38H105ZM196 37V38H195ZM205 37V38H204ZM243 37H244V35H243ZM14 38V39H15ZM19 38V39H18ZM24 38V39H23ZM166 38V39H167ZM182 38V39H183ZM201 38V39H200ZM216 38H217V40H216ZM219 38V39H218ZM226 38H227V40H226ZM242 38V37H241ZM18 39V40H17ZM22 39H23V41H22ZM27 39V40H26ZM156 39H157V36H156ZM224 39V40H223ZM228 39H231V40H228ZM237 39V40H236ZM173 40H171V42L173 41ZM200 40V41H199ZM213 40V41H212ZM233 40V41H232ZM109 41V42H108ZM118 40H116L115 41V43L117 42ZM163 41V40H162ZM224 43H223V42ZM230 41V42H229ZM114 42V41H113ZM112 42V45L111 46H113V44H115V43H113ZM149 42V43H150ZM155 42H157L156 40H155ZM154 42V43H155ZM175 42H179V41H175ZM198 42H204V44L202 45V44H200L199 46H198ZM227 42V43H226ZM252 42V43H251ZM21 43V44H22ZM39 43V44H38ZM105 43V44H104ZM160 43H161V45H160ZM166 43V42H165ZM164 43V44H165ZM181 43H180V46H181ZM188 43V44H187ZM233 44L234 46L235 45H237V46H235L236 47V49L234 50V51H236L237 53H234L233 54V52L230 54V53H221V51L220 52H214V50L215 49H218V50H220L221 49V47L223 46H225V45H227V44ZM109 44V45H108ZM117 44H120L119 42H117ZM116 44V46H119V45H117ZM171 46H170V45ZM176 44V43H175ZM220 44V45H219ZM224 44V45H223ZM231 44V45H232ZM253 44V45H252ZM263 44V45H262ZM33 45V46H32ZM108 45V46H107ZM177 45H178V43H177ZM201 45H202V47L204 48V50H203V48H201V50L200 49H198L197 47H201ZM242 46V47H238V46ZM255 45V46H254ZM160 46V47H159ZM165 46V45H164ZM183 46V45H182ZM197 46V47H196ZM228 46H230V45H228ZM228 46H227V48H228ZM34 47V48H35ZM104 47V48H103ZM107 47V48H106ZM135 47V48H134ZM222 47V48H223ZM233 47V46H232ZM231 46H230V48L231 49H233ZM106 48V49H105ZM160 48V49H159ZM163 48V49H162ZM220 48V49H219ZM225 48H226V46H225ZM225 48H223V49H225ZM238 48V49H237ZM241 48V49H240ZM244 48H245V46H244ZM156 49V50H155ZM165 49V50H164ZM208 49L210 52H208V50L206 51V50ZM214 49V50H213ZM134 50H133V53H134ZM146 50V51H145ZM249 50V51H250ZM62 51V52H61ZM109 51V53L107 54V52ZM150 51V52H149ZM169 53L170 52V54H168L167 52ZM177 51V52H176ZM216 51V50H215ZM241 51V52H240ZM244 51V50H243ZM252 51V50H251ZM52 52L54 53V54H52ZM111 52V53H110ZM161 52V53H160ZM206 52V53H205ZM212 52V53H211ZM214 52V53H213ZM258 52H260V50H258ZM55 53L58 55V54H61V56L63 57V58H65V57H67L66 59H64L65 60V63H64V60H63V58H61V57H59L60 55H58V57H57V55L55 56ZM135 53V54H136ZM148 53V54H147ZM154 53V55L153 56H155V57H153L152 56V54ZM164 53V54H163ZM168 55H167V54ZM205 53V54H204ZM134 54V57L136 56V55H138V54H136L135 55ZM147 54V55H146ZM150 54V55H149ZM176 54H178V55H176ZM180 54V55H179ZM186 54V55H185ZM222 54V55H221ZM254 55H257V54H259V53H257V49H256V52H254L253 53ZM51 55H54L55 57H57L58 59L60 58V59H62V61H63V63H61V64H59V62L56 64L55 62H56V60H54L53 58H51ZM109 55V56H108ZM175 55V56H174ZM184 56V57H182V56ZM224 55V56H223ZM254 55H252V56H254ZM148 56H151V58L155 61H153V60H151V58L150 57H148ZM187 56V57H186ZM190 56V58H188ZM244 56V57H243ZM259 56V55H258ZM70 57H73V58H71L72 60H74L75 58H76V60L75 61H77V59H78V61L80 60H82L81 62L79 61V62H77L76 63V65H74V66H72V64H68L69 63V59H70ZM164 59H163V58ZM169 57V58H168ZM107 58V59H106ZM137 58H139V57H137ZM143 58H144V61H143ZM192 59L193 60V62H192V60L190 61V60H188V59ZM197 58V59H196ZM50 59V60H49ZM51 59H53L54 60V63H53V61L52 62H50L51 61ZM59 59V60H60ZM70 59V60H71ZM106 59V60H105ZM156 59V60H155ZM175 59V60H174ZM177 59V60H176ZM185 59V60H184ZM71 60V61H72ZM89 60V61H88ZM103 60H105L103 63V65L101 64V61H103ZM112 62H111V61ZM129 60V59H128ZM137 60V59H136ZM141 60V62H139ZM149 60H151V61H149ZM166 60V61H165ZM179 60V61H178ZM201 60H202V62H201ZM253 60V61H252ZM43 61V63H41ZM58 61V60H57ZM131 61V60H130ZM158 61V62H157ZM161 61V62H160ZM170 61V62H169ZM177 61V62H176ZM184 61L185 62H189L190 64H189V67H186V66H188L187 65V63H184ZM196 61V62H195ZM205 61V62H204ZM208 61V62H207ZM212 61L214 62H216L217 61V63H219L220 61H222V63H219L220 65H222V66H220V65H218L217 63H215V64H211L212 63ZM219 61V62H218ZM46 62H48V63H46ZM68 62V63H67ZM74 62V61H73ZM90 62H91V64H90ZM95 62V63H94ZM116 64H115V63ZM121 62V63H120ZM148 62V63H147ZM157 62V63H156ZM223 62H224V66H231V64L234 66V65H236L237 66V68H238V71L239 72H243V71H241L240 70V68L242 67L243 68V65H245V67H244V72L248 69V68H252L251 70H249L250 71V73L249 74H251V72L253 73L252 75H253V77H251L250 79H248V80H246L245 79V76L244 75H242L241 76V78H240V82L242 83V86L243 87H246L247 89H248V91H249V95H250V97L252 98H250V100H234V96L232 95V93H230L228 90H229V85L228 84H223V83H221L222 81H220L219 79H221L222 77H220L219 75H216L217 73H215L216 71L217 72H219V70L218 69H215V68H218L219 66L220 67H223ZM236 62V63H235ZM237 62H240V64H238ZM256 62V61H255ZM51 63H53V64H55L54 66L51 64ZM96 63V64H97ZM109 64L110 66H109V68H108V65H105V64ZM163 63H165L164 65H161V64H163ZM173 63V64H172ZM176 63V64H175ZM179 63V64H178ZM195 63V64H194ZM197 63H198V65H197ZM202 63V64H201ZM209 63V64H208ZM226 63H228L227 65H226ZM16 64V65H15ZM31 64V63H30ZM38 64V66H36V65ZM41 64H44V65H46V66H44V65H41ZM51 64V65H50ZM120 64V65H119ZM160 64V65H159ZM171 64V65H170ZM182 64V65H181ZM183 64L185 65L184 67L185 68H188V70H190V71H188L189 73L188 74H186V73H182V72H180V70H179V68H182L181 66H183ZM211 64V65H210ZM22 65H24V66H22ZM50 65V66H49ZM72 66V67H70V66ZM85 65H88V64H85ZM85 65H84V67H85ZM111 65H113V66H111ZM150 65V66H149ZM176 65H177V68H176ZM178 65H180V66H178ZM191 65V66H190ZM196 65V66H195ZM252 65V66H251ZM254 65V66H253ZM15 66H17V68L15 67ZM20 66H22L21 68H20ZM56 66V67H55ZM65 68H64V67ZM99 66H97V67H93V68H97V70H99ZM106 66V67H105ZM148 66H149V68H148ZM164 66H166V67H164ZM170 66H172V67H170ZM213 66H215V67H213ZM218 66V67H217ZM228 66V67H229ZM233 66H231V69H232V67ZM236 66H234L233 68L234 69H229L230 71H236L237 69H236ZM261 66V65H260ZM26 67V68H25ZM35 67V68H34ZM48 67V68H47ZM114 67V68H113ZM120 67V68H119ZM144 67V68H145ZM150 67H151V69H150ZM159 67V68H158ZM184 67L182 68V70L184 69ZM219 67V68H220ZM254 67V68H253ZM69 68V69H68ZM81 69L83 68V65H81V67H80ZM86 68H87V66H86ZM114 70H113V69ZM122 68V69H121ZM164 68H166V70L164 69ZM167 68H168V70H167ZM175 68V70L176 69H178V70H176V71H174L173 69ZM189 68H191V69H189ZM194 68V69H193ZM199 68V69H198ZM205 68V69H204ZM32 69H34V70H32ZM81 69H79V70H81ZM150 69V70H149ZM169 69H171L172 71H174L175 72V74H176V76H178L177 77V79H173V80H166V79H168V75H167V72L168 71H170ZM200 69H202V70H200ZM207 69V70H206ZM15 70V71H16ZM28 70H30V72L28 71ZM71 70V71H70ZM127 70V71H126ZM156 70V71H155ZM164 70V71H163ZM184 70H187V69H184ZM193 70V71H192ZM243 70V69H242ZM248 71V72H249ZM25 72H29V73H31L30 74V76H29V79L28 78H26V76L28 77V75H25V74H27V73H25ZM131 72V73H130ZM157 72V73H156ZM158 72H159V75H158ZM173 72V73H174ZM203 72V73H202ZM259 72L261 73V75L262 76H260V74H259ZM263 72V73H262ZM134 73V74H133ZM136 73V74H135ZM139 73H140V75H139ZM150 73V74H149ZM179 73V74H178ZM193 73V74H192ZM154 74V75H153ZM161 74V75H160ZM257 74H259L258 76H260L259 78L257 77V78H255L254 77V75H257ZM77 75V76H76ZM79 75V76H78ZM121 75H123V76H121ZM148 75V76H147ZM151 75V76H150ZM251 75V76H252ZM124 76V77H125ZM133 76V77H132ZM147 76V77H146ZM157 76L160 78V80H159V78H157ZM161 76V77H160ZM166 76V77H165ZM218 76V77H217ZM243 76H244V78H243ZM250 76V75H249ZM22 77V78H23ZM151 77V78H150ZM156 77V78H155ZM165 78V79H163V78ZM23 78V79H24ZM145 78V79H144ZM162 78V79H161ZM254 78V79H253ZM255 79L256 80H260V81H255ZM150 80V81H149ZM153 80V81H152ZM176 80V81H175ZM200 80V81H199ZM245 82H244V81ZM253 80V81H252ZM156 81V82H155ZM204 81V82H203ZM249 81V82H248ZM264 81V80H263ZM34 82V83H33ZM114 83L113 84H108V82H107V86L108 87H105V94H106V98L109 100L110 98H114V100L115 101H117V102H119V100H120V103L119 104H122L123 106H128L129 108H132V104H126L125 105V103L126 102H122V101H124L123 99H125L126 98V96L125 95H127V94H124V91L125 90H123V87H121V85L119 84L118 85V82H116L115 83V81H113ZM146 82V83H145ZM168 82V83H167ZM174 82V83H173ZM201 82V83H200ZM253 82V83H252ZM110 83H112V82H110ZM135 83V84H136ZM167 85H166V84ZM193 83V84H192ZM240 83V84H241ZM252 83V84H251ZM258 83V84H257ZM138 84V85H139ZM155 86H154V85ZM172 84V85H171ZM256 84V85H255ZM114 85V86H113ZM160 85V86H159ZM46 86H48L47 88H46ZM154 86V87H153ZM36 87V86H35ZM111 87V88H110ZM114 87V88H113ZM158 87V88H157ZM160 88H161V90H160ZM168 88V89H167ZM260 88V89H259ZM73 89H75V90H73ZM110 89V90H109ZM166 89V90H165ZM220 89V90H219ZM39 90H41V89H39ZM38 90V91H39ZM119 90V91H118ZM126 92V91H125ZM168 92V91H167ZM215 94H214V93ZM221 92V93H220ZM207 95H206V94ZM212 93V94H211ZM226 93H229V95L228 94H226ZM165 95H167V94H165ZM213 95V96H212ZM217 95H219V96H217ZM227 95V96H226ZM124 96V97H123ZM229 96V97H228ZM231 96V97H230ZM118 97V98H117ZM205 97V98H204ZM217 97V98H216ZM66 98V99H67ZM189 98V99H188ZM219 98H221V99H219ZM263 98V99H262ZM188 99V100H187ZM193 99V100H192ZM218 99V100H217ZM233 99V100H232ZM85 100H87V99H85ZM171 100V101H170ZM184 100V99H183ZM220 100V101H219ZM261 100H262V102H261ZM176 101V102H175ZM89 102V105H91L92 104V102L91 101H89V100H87L86 101V103H88ZM211 102V103H210ZM236 102V103H235ZM258 102H259V104H258ZM205 103V104H204ZM214 103H216V104H214ZM217 103H219V104H217ZM179 104V105H178ZM211 104H213L212 106H211ZM169 105V106H168ZM264 105V104H263ZM168 106V107H167ZM181 106H182V108H181ZM208 106V107H207ZM209 106H211V107H209ZM216 106H218V107H216ZM73 107V106H72ZM72 107H70V108H72ZM177 107V108H176ZM179 107L181 108V110L179 109ZM213 107H215L217 110H218V113H216V116L215 115H211V116H208V114L210 115V113H208L207 112V108H213ZM66 109V108H65ZM74 109H76L75 107H74ZM205 109H206V111H205ZM66 110H69L68 108L66 109ZM180 110V111H179ZM77 111V110H76ZM76 111H73V110H69V112L71 113V112H76ZM168 111V110H167ZM199 111V112H198ZM220 111V112H219ZM174 112V113H173ZM181 112V113H180ZM187 112V113H186ZM72 113V116H75L76 117V114L78 115V112H76L75 114H73ZM187 114V115H186ZM183 115V116H182ZM79 117V116H78ZM185 117V118H184ZM197 117V118H196ZM201 117V118H200ZM249 117H250V119H249ZM200 118V119H199ZM63 119V120H62ZM77 119L78 118H61V120L63 121V122H65L64 123V125L66 126L67 124H68V126L66 127V128H68V127H70V129H71V131H69V132H72L73 131V129L75 130H77V134L74 132H72L73 134H76V135H78V137H80L81 138V136H82V138L83 137H94L97 133H94V131L91 129L90 130V128L87 126L86 127V125L84 124V122L82 123V124H80V121H79V119H78V121H77ZM208 120V121H207ZM62 121H61V123H62ZM188 121V122H187ZM72 122V123H71ZM147 122V121H146ZM252 122V123H251ZM254 122V123H253ZM63 124V123H62ZM261 124V125H260ZM84 125V126H83ZM205 125H207L206 127H205ZM259 125V126H258ZM65 126H64V128H65ZM145 126H147V131L148 132H150V129H149V127H150V125L149 124H145ZM187 126V127H188ZM192 126H193V128H192ZM204 126V127H203ZM79 127V128H78ZM244 127V128H243ZM246 127V128H245ZM73 128V129H72ZM78 128V129H77ZM84 128V129H83ZM87 128V129H86ZM83 129V130H82ZM202 131H201V130ZM258 129V130H259ZM65 130V129H64ZM75 130V131H76ZM79 130V131H78ZM85 130V131H84ZM66 132L65 133H69L68 132V129L67 130H65ZM92 131V132H91ZM204 132H205V130H204ZM1 134V133H0ZM80 134H81V136H80ZM204 135H205V133H203ZM85 135V136H84ZM168 138V139H167ZM243 138H245V139H243ZM248 138H250V139H248ZM254 138V137H253ZM78 139V138H77ZM198 139V140H197ZM204 139V140H203ZM208 139H211V140H209V141H207ZM241 139V140H240ZM216 140V141H215ZM224 140H225V142H224ZM259 140V141H258ZM82 141V140H81ZM260 141L262 142V145H261V143H260ZM203 142H204V144H203ZM256 142V143H255ZM201 143V144H200ZM255 143V144H254ZM259 143V144H258ZM177 144V145H176ZM211 144H213V145H211ZM106 145V146H105ZM105 145H103V147H101V148H103L102 150H104V152L103 153H105L106 154V152L105 151H107L108 153H109V151H114V148H113V145L111 144L110 145V143H108V142H106L105 143ZM179 145V146H178ZM256 145H257V147H256ZM105 146V147H104ZM196 146H198L197 148H196ZM176 147L178 148V150H176ZM180 147V148H179ZM195 147V148H194ZM203 149H202V148ZM215 147H216V149H215ZM218 147V148H217ZM171 148V149H170ZM201 148V149H200ZM210 148H213V150H215L216 152H214L212 149H210ZM219 149V150H218ZM221 149V150H220ZM257 149V150H256ZM259 149V150H258ZM183 150H185V149H183ZM199 150V151H198ZM212 150V151H211ZM231 150V151H230ZM101 151V150H100ZM99 151V152H100ZM178 151V152H177ZM202 152L204 153V154H202ZM213 152V153H212ZM255 152V153H254ZM112 153V152H111ZM186 153V154H185ZM220 153V154H219ZM239 153V154H238ZM240 155V156H238V155ZM194 155V156H193ZM202 155V156H201ZM216 155V156H217ZM253 156V157H252ZM123 157H125V158H123ZM191 157H192V159H191ZM195 157V159H193ZM121 158H122V160H124L123 162H125L126 163V165L128 166V165H133V167L131 166H128L130 169H127V167H125L127 170H129L128 171V173L130 174L131 173V171H133L134 173H135V176L136 177H139V178H136V179H138V181H136V179H134L135 180V182H137V184H139V182L140 183H142V185H143V183L145 184L144 186H147V187H149L147 184H148V180H144V178H143V176H142V174H141V172L139 171V172H136V170H134V167H135V165L133 164L134 162H137V161H139V160H145V156L144 155H142V154H140V153H136V152H127V153H123L122 154V156H121ZM121 158H120V161H121ZM131 160H130V159ZM148 158V157H147ZM173 158V159H172ZM254 158V159H253ZM136 159V160H135ZM146 160H149V159H146ZM193 160H194V162H193ZM251 160V161H250ZM132 161H134V162H132ZM150 161V160H149ZM122 162V161H121ZM64 163V162H63ZM127 163H130V164H127ZM152 163V162H151ZM152 164H154V163H152ZM64 165H67V161H65V164ZM125 165V166H126ZM237 166H240V168L239 167H237ZM246 168V169H245ZM261 168H263V169H261ZM66 169H68V168H66ZM66 169H64L65 171H66ZM74 169V170H73ZM131 169H133V170H131ZM136 169V168H135ZM82 170H84L83 168H82V166L80 167V169H78V176L76 177L75 176V180H76V178L79 180V179H81L80 178V171H82ZM72 171L73 172H75L76 173V167L74 168V167H72ZM138 171V170H137ZM197 171V172H196ZM66 172H68V170L66 171ZM80 172V173H79ZM195 174H194V173ZM247 172V173H246ZM141 176V177H140ZM195 178V177H194ZM197 178V177H196ZM140 180V181H139ZM149 183H151V180H150V182ZM153 183V182H152ZM151 183V184H152ZM74 184H76V182L74 183ZM136 184V183H135ZM136 184V185H137ZM151 184H149L150 186H151ZM154 184V183H153ZM131 185H133V184H130L129 185V187L131 186ZM141 185V184H140ZM188 185V186H187ZM144 186L143 187H139L138 185L137 186H132L133 188H135V187H137V188H135V189H131V187H130V189L132 190V192H133V190H135L134 192L136 193V191H138L137 192V194H139V192H141V191H143L144 189L145 190H147L146 189V187L144 188ZM153 186V185H152ZM138 187L139 188H141V189H143V190H138ZM194 187H196L195 185H194ZM155 188V187H154ZM153 187H152V189H150V188H148V191H150V193L151 194H153V193H157L156 195L155 194H153L152 195V197H151V194L150 193H148V191H143L142 193H147V194H145L146 196H148V197H146V196H143V194H142V196L140 195V198H142V200L143 201H145V202H148V203H150V200H151V203L150 204H148L149 206H150V208L154 205L155 206V208H154V206L152 207L153 209H150V210H152V214H151V211H149L150 213V217H149V219L150 218H152V217H154V219L155 220H158L159 222L158 223H156V224H162L163 222H166V223H164V224H162L163 225V227L165 226H167L169 229H171V231L170 232H172V234L174 235V232H175V230H178L179 231V233H180V235H182V237H183V235H185V238L187 237V235H188V237H187V239H191V237L192 238H194V239H197V241H199L200 243L202 242V244L200 245V246H203V248L205 249V250H203L202 252L204 253V251H205V253L207 254V256H214L213 258H211V259H213V260H215V261H217L218 262V264H238L237 263V260H236V254L237 253H245L244 255V257H245V259L246 260H251L250 258H249V254L250 253H254V254H257L260 258H261V261H262V264H264V251L263 250H261L262 248H264L263 247V245H264V214H259L258 212H250V207H255V206H257L259 203L258 202H251L250 200H248V198L249 199H251V196H249L246 200H242V201H239L241 204H244L243 206H245L246 207V211L245 212H243V214H241L239 211H236V209L235 208H231L232 206H227L226 205V203H228L226 200H224L225 201V203L222 201L223 199H222V197L225 199V196L227 197V195L228 196H231L232 195V191H233V189L232 188H230L229 187V185H224V186H220V187H211V188H209V187H207L206 189L203 187V191L204 192H206L207 191V193L209 192H211V193H215V194H219L218 196H221L220 194H222V197L220 198L219 197V199H217L218 197H217V195H216V197H215V199H214V197L212 198L213 200H209V199H203L204 200V206H206V205H208V207L210 208V209H207V207H205V209H206V211H208V210H210V215L211 216H209V217H207L209 214H208V212H207V215H203V217H204V221H205V223L207 222V224L205 225L206 227H207V229H205L206 230V232H207V230L209 229L208 227H210L211 225V227H210V230H215L214 232H215V234H214V232L213 231H211L215 236H216V238L218 239V240H215L214 241V235H213V239H210V237L208 236V234H207V236H206V238H208L207 240L210 242L211 241V246H214L213 247V249L212 248H209L208 246L210 245H208L206 242V239L204 238H202V237H200L201 236V234H203V232L200 230V228H202L204 225H200V224H197L198 222H200V223H202L203 222V220H202V218L200 217V219H199V217L197 218V216H202V215H197L196 217H194V216H192L193 218H196V219H191L192 217L191 216H188V217H191V218H189V219H186V217H185V215L184 214H182V212L184 213V210L181 212V208H183L182 206L183 205H185L187 202H188V200H190V199H192V197H189V198H186L187 199V201L186 202H184L183 200L185 199V197H188V196H185L184 198H183V200L181 199L183 196H179L180 197V199H181V202H183V203H181L180 202V199H178L179 201L178 202H176V201H174V199H176V198H174L173 199V195H168L167 196V191L163 188V187H161V188H163L166 192H164L163 190H161V189H159L160 187H158V188H156V190L154 189ZM197 188V187H196ZM150 189V190H149ZM153 189L155 190V192L153 191ZM159 191V192H156V191ZM232 190V191H231ZM152 191H153V193H152ZM133 192V194L135 195V193ZM191 193H186V195H189V194H191ZM224 193V194H223ZM141 194V193H140ZM160 194V195H159ZM133 195V196H134ZM150 195V196H149ZM166 195V196H165ZM255 195H257V194H253V196L255 197ZM190 196V195H189ZM135 198H138L137 196H134ZM150 197V198H149ZM139 198V199H140ZM149 198V199H148ZM154 198V199H153ZM196 199V198H195ZM136 200V199H135ZM138 200V199H137ZM141 199L140 200H138V202L140 203V201L141 202H143ZM199 200V199H198ZM198 200H193V201H197L198 202ZM202 200V201H203ZM129 201V200H128ZM127 200H125L124 201V203H123V206L125 205V204H127V205H129L130 206V204H128L129 202H128ZM132 201V204L133 205H131V206H133V207H129V206H124V207H121V209H119V211L120 210H122V208H123V213L125 212V209H129V208H131V210H128V211H130L129 212V214H128V212H127V210H126V213L128 214V215H134V214H136L137 212L136 211H138L140 208H138L136 205H135V202L133 201V199L131 200ZM209 201V202H208ZM249 201V202H248ZM138 202H136V203H138ZM155 202V203H154ZM181 203V204H176V203ZM191 202V200L189 201V203ZM197 202L195 203V204H197ZM207 204H206V203ZM201 203V202H200ZM179 207L180 206V209L178 208V207H176V205ZM193 204V203H192ZM195 204H193L194 205V207L196 206V208L200 205V204H198V206L197 205H195ZM206 204V205H205ZM145 205H146V203H145ZM147 205V206H148ZM212 205V206H211ZM255 205V206H254ZM162 206V207H161ZM201 206H202V204H201ZM201 206H199V208L201 207ZM204 206H202L203 208H204ZM125 208V209H124ZM132 208H135V213H132ZM199 208H197L199 211H200V209ZM202 208V209H203ZM138 209V210H137ZM157 209V210H156ZM235 209V210H234ZM153 211H156V212H154L153 213ZM159 211V212H158ZM192 211H194V210H192L191 209V212ZM196 211V210H195ZM213 213H212V212ZM200 212H202V211H200ZM205 211H203L202 213H204ZM121 213V212H120ZM194 213V212H193ZM192 213V214H193ZM202 213H199V214H202ZM205 214V213H204ZM238 214H240V215H238ZM151 215H152V217H151ZM163 216V217H162ZM206 216V217H205ZM241 217V218H240ZM244 217V218H243ZM164 218L165 219H167V221L166 220H164ZM185 218V219H184ZM154 219L152 218V220L154 221ZM161 219V220H160ZM162 219H163V222H162ZM192 221H195V220H197L196 222L197 223H191V220ZM212 219V220H211ZM200 220V221H199ZM149 222H150V220H148ZM211 221V222H210ZM244 221V222H243ZM157 222V221H156ZM162 222V223H161ZM253 222V223H252ZM150 223H154V222H150ZM209 223V224H208ZM155 224V223H154ZM167 224V225H166ZM192 224L194 225L195 224V226H192ZM197 224V225H196ZM203 224H204V222H203ZM164 227V228H165ZM166 227V228H167ZM176 227V228H175ZM243 227V228H242ZM164 228H163V231H164ZM165 228V230L166 231H168L167 229ZM212 228V229H211ZM193 229V230H192ZM198 229L201 231V233H199V231H198ZM218 231H217V230ZM245 229V230H244ZM202 230L203 231H205L204 230V227L202 228ZM158 231H160V230H158ZM162 231V230H161ZM198 231V232H197ZM209 231V230H208ZM249 231L250 232H252V236H259V238H256V237H252L251 236V234L248 236V233H249ZM169 232V233H170ZM211 232H209L210 234H211ZM64 233V232H63ZM60 234L59 236H57V237H55L54 238V240L53 241H51V245L53 246L54 245V242H57V240L58 241H63L64 239H65V241L67 240L68 241V243H71V245H73L74 243H76V238H77V234H76V232H72L71 231V234H70V232H65V233H69V234H66L65 235V233L64 234ZM75 233V234H74ZM158 233H160V232H158ZM165 233V232H164ZM182 233V234H181ZM205 233V232H204ZM208 233V232H207ZM218 233V234H217ZM166 234V233H165ZM168 234V233H167ZM171 234V233H170ZM220 234V235H219ZM200 235V236H199ZM204 235V234H203ZM219 236H221V237H219ZM226 237V238H225ZM253 238L254 240H249L250 238ZM57 238H59V239H57ZM72 238V239H71ZM184 238V237H183ZM184 238V241L183 240H181V241H183V243L184 244H179V246L181 247V245H183L182 246V248L183 247H185V246H187L188 244H191V245H188L189 246V248H190V246L192 247H194L196 244V240H195V242H193L192 243V239L191 240H189L190 241V243L188 242V241H186V239ZM251 238V239H252ZM257 239V241H256V245H257V243H258V241H259V244H261V249L260 248H258L257 249V247L255 246V244H254V242H255V240ZM73 240H75V241H73ZM249 240V241H248ZM64 241V242H65ZM67 241H66V243H67ZM205 241V242H204ZM244 241V242H243ZM251 241H252V243H251ZM208 242V243H209ZM218 242V243H217ZM238 242V243H237ZM240 242H243V243H240ZM73 243V244H72ZM180 243V242H179ZM187 243V244H186ZM213 243V244H212ZM186 244V245H185ZM223 244V245H222ZM230 246H229V245ZM233 244V245H232ZM237 244V245H236ZM185 245V246H184ZM199 245V244H198ZM220 245L223 247H220ZM164 246H165V248H167V247H169V246H167V243L165 242L164 243ZM235 246V248L236 249H238V247H240L238 250L240 251V252H238V250H235V248L233 249V247ZM192 247V248H193ZM198 246H195L194 247V249L195 248H197ZM74 248V249H73ZM202 248V247H201ZM216 248V249H215ZM226 249V251H224L225 249ZM229 248H232L231 250H229ZM79 249V250H78ZM169 250H171L173 253H179V252H177V251H175V250H173V248L171 247V248H168ZM168 249H166V250H168ZM186 249H188L187 247H186ZM194 249H190V254H191V250H194ZM198 249V248H197ZM207 249V250H206ZM208 249H209V251H208ZM212 249V250H211ZM214 249H215V251H214ZM69 250H70V253H71V256H70V253H69V251L67 250V252L65 251L64 252V254H66V255H63L64 256V258H65V256L67 257V255H69L70 257H71V259L69 258V256H68V259H70V260H68V262H66V263H64L63 261L65 260L64 258V260L63 261H55V264H79V261L78 260H76V258H77V256H80V255H85V253L87 254H90L91 252H93V253H95V252H97V249H92V248H90L89 246H85L84 248H82L81 250H80V248H76V244H74L72 247H71V249L69 248ZM181 251H182V249H180ZM179 250V251H180ZM199 250H200V247H199ZM211 250V251H210ZM232 250H234L233 252H231ZM175 251V252H174ZM183 251H184V248H183ZM187 251V250H186ZM201 251V250H200ZM208 253H207V252ZM237 251V253L235 254V252ZM76 252V253H75ZM194 252V251H193ZM211 252H213V253H211ZM226 254L227 256H231V257H225V255H221V254ZM225 252H227V253H225ZM69 253V254H68ZM73 253V254H72ZM182 253H184V254H182V255H185V251L184 252H182ZM211 253V254H210ZM221 253V254H220ZM87 254V255H88ZM187 254H189V250H188V253ZM205 254V255H206ZM232 254H233V257H234V259H231L232 258ZM178 255H180V254H178ZM181 255V256H182ZM194 253H193V255H189V257H188V259H193L192 258V256L194 257ZM73 257H76V258H73ZM191 257V258H190ZM72 258H73V260H76L75 262H73L72 263ZM216 258V259H215ZM224 258H228V260H224ZM186 259V258H185ZM187 259V260H188ZM67 260V259H66ZM230 260V261H229ZM71 263H70V262ZM54 262V261H53ZM217 262H215V263H217ZM85 263H87V262H85ZM85 263H83V264H85ZM195 263V262H194ZM197 263V262H196ZM23 264V263H22ZM24 264H26V263H24ZM27 264H50V263H43V262H34V263H29V262H27ZM52 264V263H51ZM54 264V263H53ZM81 264H82V262H81ZM88 264H90V263H88ZM101 264V263H100ZM248 264H256V263H248Z\"/></svg>",
	"mask_w": 264,
	"mask_h": 264
}]
</instances>
